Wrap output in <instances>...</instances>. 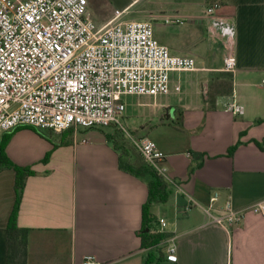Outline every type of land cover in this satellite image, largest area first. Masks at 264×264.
<instances>
[{
    "label": "crops",
    "instance_id": "crops-1",
    "mask_svg": "<svg viewBox=\"0 0 264 264\" xmlns=\"http://www.w3.org/2000/svg\"><path fill=\"white\" fill-rule=\"evenodd\" d=\"M87 1L98 26L116 9L125 10L127 20L151 22L153 36L170 54L195 59V69L169 73L167 94L130 96L132 115L126 116L138 125L134 136L153 140L166 154L171 181H164V202L148 203V181L120 168L119 150L103 128L40 133L20 126L3 133L8 158L34 172L24 180L16 219L27 231L26 264H80L89 255L102 264H145L170 240L177 264H264V215L248 209L264 197V121L257 122L264 118V0ZM213 2L221 5L219 13L234 17L236 36L233 90L215 95L210 107L208 84L225 71L223 43L199 18ZM171 15L187 21L165 24ZM233 98L243 114L224 110ZM15 175L0 167V264H7ZM214 192V208L229 200L245 211L239 226L228 231L209 221L203 207ZM144 206L154 219L151 232L167 234L158 245L142 246Z\"/></svg>",
    "mask_w": 264,
    "mask_h": 264
},
{
    "label": "built area",
    "instance_id": "built-area-1",
    "mask_svg": "<svg viewBox=\"0 0 264 264\" xmlns=\"http://www.w3.org/2000/svg\"><path fill=\"white\" fill-rule=\"evenodd\" d=\"M220 8L213 2L199 18L207 21L211 36L220 38L223 69L233 72L234 17L219 13ZM124 13L116 9L98 26L87 0H0V136L20 125L52 132L118 125L123 96L167 94L171 71L196 68L194 57L172 55L157 41L151 22L127 20ZM186 21L180 15L164 18L168 25ZM243 108L233 98L224 110L241 115ZM128 137L143 161L168 182L166 154L149 138ZM218 198L214 192L203 207L209 221L228 231L239 226L245 211L229 200L214 208ZM248 209L264 215V197ZM157 222L160 229L166 225L163 218ZM165 242L160 252L176 261L175 244ZM80 264L102 263L89 255Z\"/></svg>",
    "mask_w": 264,
    "mask_h": 264
},
{
    "label": "trees",
    "instance_id": "trees-1",
    "mask_svg": "<svg viewBox=\"0 0 264 264\" xmlns=\"http://www.w3.org/2000/svg\"><path fill=\"white\" fill-rule=\"evenodd\" d=\"M214 76V74H213ZM217 78L223 79L221 85L223 89L214 90L208 93L206 96V101L210 107L215 104V95L219 94H231L232 87V74L229 71L215 73ZM220 84V83H219ZM264 121V118L257 119V122ZM26 126V125H20ZM17 126V127H20ZM16 127V128H17ZM32 127V126H30ZM15 128V127H14ZM13 128V129H14ZM34 128V127H33ZM36 131H41L35 129ZM42 133V132H40ZM108 141L113 145V147L119 150V166L128 173L135 176L141 177L148 181L149 185V196L148 203L151 201L164 202L166 200L167 194L165 193V182L159 175L150 167L146 162H144L142 156L137 151V149L126 140L124 136H121L117 132L106 133ZM9 139V135L5 138V142ZM128 141V142H127ZM129 144V145H128ZM236 145H231L228 148V153L231 154ZM47 158V157H46ZM44 158V161L46 160ZM0 167L12 168L15 170V202L10 211L8 224H7V264H26V248H27V231L26 228H21L17 225V212L19 211L21 193H23L24 180L27 175L34 174L33 170L29 167H19L14 162H12L4 152V143L0 145ZM147 206L143 208L142 214V231L140 232L142 246L150 247L160 244L167 238V234L161 232H151V223L154 221L153 218L146 216ZM145 264H177L175 261L166 259L162 253L158 255H150Z\"/></svg>",
    "mask_w": 264,
    "mask_h": 264
},
{
    "label": "rangeland",
    "instance_id": "rangeland-1",
    "mask_svg": "<svg viewBox=\"0 0 264 264\" xmlns=\"http://www.w3.org/2000/svg\"><path fill=\"white\" fill-rule=\"evenodd\" d=\"M183 75V74H182ZM215 80H212L211 79V83L208 84V88L207 89V92H206V96L208 93H211L213 92L215 89L216 90H221L223 89L222 87V83L223 82H226L225 80L223 79H219V78H214ZM217 79V80H216ZM220 83V84H219ZM131 97L130 96H123V100L125 101V104H126V109L124 110L123 114L119 117V123H117L118 125H111L109 127H103V130H105L106 132L108 133H114V132H117L118 134H120L121 136H124V138L126 140H129V143L130 142V139L128 137V134L129 135H133L134 136V132L132 131V128L133 127H136L138 128V125H136V122H132L131 119L129 120L130 122H127V117L131 116L132 115V108L130 107L131 106ZM136 125V126H135ZM122 126V127H120ZM137 137V136H135ZM128 142V141H127ZM129 145V144H128ZM153 252H156V250H152Z\"/></svg>",
    "mask_w": 264,
    "mask_h": 264
}]
</instances>
